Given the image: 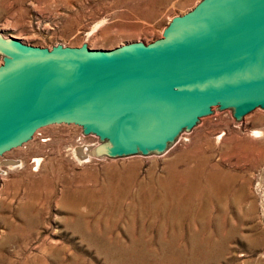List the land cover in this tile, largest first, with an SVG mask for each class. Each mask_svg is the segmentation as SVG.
Here are the masks:
<instances>
[{
	"label": "rangeland",
	"instance_id": "rangeland-1",
	"mask_svg": "<svg viewBox=\"0 0 264 264\" xmlns=\"http://www.w3.org/2000/svg\"><path fill=\"white\" fill-rule=\"evenodd\" d=\"M198 1L0 0V30L110 49ZM213 110L161 154L80 159L99 138L64 123L5 152L0 264H264V109Z\"/></svg>",
	"mask_w": 264,
	"mask_h": 264
},
{
	"label": "water",
	"instance_id": "water-1",
	"mask_svg": "<svg viewBox=\"0 0 264 264\" xmlns=\"http://www.w3.org/2000/svg\"><path fill=\"white\" fill-rule=\"evenodd\" d=\"M0 156L51 124L99 145L80 159L161 154L200 118L264 109V0H199L150 42L29 44L0 30Z\"/></svg>",
	"mask_w": 264,
	"mask_h": 264
},
{
	"label": "bare ground",
	"instance_id": "bare-ground-1",
	"mask_svg": "<svg viewBox=\"0 0 264 264\" xmlns=\"http://www.w3.org/2000/svg\"><path fill=\"white\" fill-rule=\"evenodd\" d=\"M255 133H256L257 135H259V134H260V132H259V131H256Z\"/></svg>",
	"mask_w": 264,
	"mask_h": 264
}]
</instances>
